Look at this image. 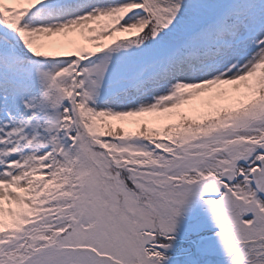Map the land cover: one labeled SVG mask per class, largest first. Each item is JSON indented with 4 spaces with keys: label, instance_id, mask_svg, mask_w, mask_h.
I'll list each match as a JSON object with an SVG mask.
<instances>
[{
    "label": "snow or ice",
    "instance_id": "obj_1",
    "mask_svg": "<svg viewBox=\"0 0 264 264\" xmlns=\"http://www.w3.org/2000/svg\"><path fill=\"white\" fill-rule=\"evenodd\" d=\"M192 206L264 264V0H0V264H203Z\"/></svg>",
    "mask_w": 264,
    "mask_h": 264
},
{
    "label": "rangeland",
    "instance_id": "obj_2",
    "mask_svg": "<svg viewBox=\"0 0 264 264\" xmlns=\"http://www.w3.org/2000/svg\"><path fill=\"white\" fill-rule=\"evenodd\" d=\"M211 223L210 217L207 214L202 212L198 206H192L189 214L180 219L178 232H191V230L198 224H208L209 226L205 229L202 235L211 237V241L207 252L203 256V264H226V261H224L226 255L223 246L218 237L215 236L216 229L210 226ZM177 239H179V236ZM166 264H170V262H166ZM227 264H229V261Z\"/></svg>",
    "mask_w": 264,
    "mask_h": 264
},
{
    "label": "flooded vegetation",
    "instance_id": "obj_3",
    "mask_svg": "<svg viewBox=\"0 0 264 264\" xmlns=\"http://www.w3.org/2000/svg\"><path fill=\"white\" fill-rule=\"evenodd\" d=\"M224 261H226V264H227V262H228V258H227V257H225Z\"/></svg>",
    "mask_w": 264,
    "mask_h": 264
}]
</instances>
